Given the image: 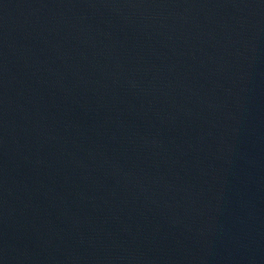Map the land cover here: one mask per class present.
<instances>
[{
	"label": "water",
	"instance_id": "95a60500",
	"mask_svg": "<svg viewBox=\"0 0 264 264\" xmlns=\"http://www.w3.org/2000/svg\"><path fill=\"white\" fill-rule=\"evenodd\" d=\"M0 264H264V0H0Z\"/></svg>",
	"mask_w": 264,
	"mask_h": 264
}]
</instances>
